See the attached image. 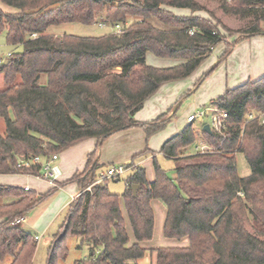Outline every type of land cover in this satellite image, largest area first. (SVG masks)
I'll list each match as a JSON object with an SVG mask.
<instances>
[{
    "label": "trees",
    "instance_id": "1",
    "mask_svg": "<svg viewBox=\"0 0 264 264\" xmlns=\"http://www.w3.org/2000/svg\"><path fill=\"white\" fill-rule=\"evenodd\" d=\"M221 1L224 13L242 18L255 15L264 22V0ZM0 3L12 10L0 9V34L5 32L7 44L22 47L0 62L4 85L0 90L4 123L0 175L37 177L40 165L18 167L21 159L59 156L82 141L95 140L83 171L66 182H54L45 194L0 185V199L6 201L0 204V260L10 257L9 264H32L37 237L12 223L57 189L75 183L80 190L92 187L69 203L47 264L66 257L69 237L88 247L86 259L74 264H138L146 252L138 242L153 235L150 202L154 199L163 202L167 211L164 237L189 242L187 247L155 249V264H264V76L211 101L208 107L227 114L222 135L212 130L205 133L203 126L196 129L190 123L166 140L158 154L145 148L135 156L140 160L152 155V182L146 180L143 167L131 162L125 165L129 173L121 195L109 192L108 180L96 183L105 168L97 157L106 139L133 127L142 129L146 139L160 132L171 116L139 122L135 114L144 102L161 85L189 78L219 44L225 45L224 57L230 51L233 44L225 43L209 22L194 15L203 11L194 0ZM172 8L188 9L192 15L177 16ZM102 14L103 24L120 25L121 32L95 38L45 35L53 25H93ZM242 35L241 39L264 37V30L257 22ZM146 53L183 63L154 68L147 65ZM199 141L213 151L187 154ZM238 153L249 165L246 177L237 173ZM158 156L171 162L172 177L159 165ZM133 185L138 186L135 194ZM120 198L132 229V245Z\"/></svg>",
    "mask_w": 264,
    "mask_h": 264
},
{
    "label": "crops",
    "instance_id": "2",
    "mask_svg": "<svg viewBox=\"0 0 264 264\" xmlns=\"http://www.w3.org/2000/svg\"><path fill=\"white\" fill-rule=\"evenodd\" d=\"M169 10L177 16L187 17L192 15V12L188 9L184 10L172 8ZM224 51L225 45L220 44L214 48L210 56L195 70L196 79L194 77V81L196 80V83L206 72L211 71V73L205 77L199 86H197V89L195 88V94L192 97L193 101L189 104V108H185L178 116H176V112L179 111V106L174 105L177 104V100H179L185 91H187L189 84L187 85L181 80L161 85L157 93L144 102L145 104L143 108L135 114V119L141 123L151 122L159 117V115L166 114V117L171 116V121L162 130H160V132L152 135L148 139H146V134L143 133L142 129L136 127L113 133V135L106 139L100 147L97 157L98 163L105 167L106 165L114 164L128 165L132 162L133 165L143 167L145 169L146 180L152 182L154 179L152 155L136 161L133 160L135 156L144 152L145 148H148V150L153 152V154H158L161 145L166 140L175 136V134L179 133L188 125L187 116H190L189 111L197 107L208 108L212 100L220 97L227 90L236 89V87H239L242 84L257 80L264 76V37L254 36L237 40L233 43L230 51L225 57L223 56ZM147 54L148 53H146V55ZM159 59L160 61H156V63L153 62L154 66H149L154 68H168L173 67V65L183 63L182 60L176 58L168 61H165V58ZM162 59L164 60L162 61ZM1 60L3 59L0 58V62ZM190 76H192V74ZM191 83L192 81L190 84ZM202 126L203 125L198 127L194 125L196 129H199ZM94 147L95 140L88 139L59 154L57 166L61 170L60 182H66L75 173L83 171L87 156L93 152ZM192 152H195V150ZM160 159L171 165L170 161L158 156V162H160ZM31 178L36 179L37 177L13 174L0 175V185H11L19 188L28 187L29 190L34 191L37 194L40 192V185L34 180H31ZM47 184L51 187L54 185L53 183ZM67 186L70 187L69 195H71V197L76 195L80 190L78 185L75 183H69L64 187ZM122 193L118 195H121ZM71 201L72 199L70 198V200H68V202L64 205L65 207H63L67 209ZM3 203L5 202L0 199V204ZM150 206L152 212L154 213L153 235L150 240L138 242V244L141 248L146 250L142 259H144L145 262H151L154 260L155 264V249L163 247H187L189 242H187L186 238L177 241L164 237L163 223L167 212L165 206L163 202L157 199L152 200L150 202ZM120 211L125 222L129 244L132 245V243H134L133 233L132 229L129 227L127 214L124 211L123 201L121 198ZM28 221L29 219L25 217L24 221L17 226L22 229L21 225L28 223ZM38 238L39 237H37V242ZM79 245L81 249L85 248L88 251L87 245ZM86 257L87 255H85L82 259H86Z\"/></svg>",
    "mask_w": 264,
    "mask_h": 264
},
{
    "label": "rangeland",
    "instance_id": "3",
    "mask_svg": "<svg viewBox=\"0 0 264 264\" xmlns=\"http://www.w3.org/2000/svg\"><path fill=\"white\" fill-rule=\"evenodd\" d=\"M203 11H198L195 15L199 16L201 19H205L209 24H211L218 33L221 34L224 42L231 45L235 41L240 40L243 35V31H246L248 28L254 26L259 23L260 27L264 30V22L258 21L257 16L249 15L247 18H242L239 15H231L224 13L221 8V0H194ZM0 9L4 11H12L7 6L0 3ZM100 18L98 22L93 25H84L81 23H64L61 25H53L49 26L45 35H52L54 37H64V35H71L75 37H89L95 38L99 36H103L105 34H109L113 31V27H109L106 23L103 25V14L98 15ZM159 28H163L162 25L156 24ZM220 45V44H219ZM222 47V46H221ZM22 50L21 45L14 46L9 45L5 42V32L0 34V58L5 59L8 54L18 53ZM147 65H153L156 61H160V59L153 57L151 54H147L146 56ZM164 59H162L163 61ZM170 59H166L168 61ZM196 71L186 80H182L183 83L189 84V88L187 91L177 100V104L174 106H179V111L176 112V116L184 110L185 108H189V104L193 101V95L195 94L194 90L197 86L196 80L194 81V77L196 79ZM3 76L0 75V90L3 89L4 85L2 82ZM194 84H190V82ZM174 108V107H173ZM190 114L198 115L200 112L204 113L205 116L200 122V119H197L193 122L195 126H201L209 124L212 119V112L207 110V108H194L189 111ZM188 117V116H187ZM195 128V127H194ZM4 133V123L0 119V134ZM193 150V147L188 149L187 154H190ZM136 161V159H134ZM235 163H237V173L241 177H246L250 173L249 165L246 163L244 156L241 153H238L235 156ZM126 164H114V165H106L103 169V172H106L109 168L114 166H125ZM159 165H162L169 174V176H173L172 173V165L167 163L164 160L160 159ZM128 171H126L122 176L119 177V180L113 181L108 180L107 187L110 193L112 194H120L125 189V179L128 175ZM42 175V173H41ZM37 184L40 185V194L47 193L52 187L48 185L47 180L43 179L41 176H38L36 179L31 178ZM70 187L59 188L54 191L46 200L40 202L36 207L31 209L30 211L24 214V218L27 217L29 219L28 223H24L21 225L22 229L26 231H30V233L34 236L39 237L38 242L36 244L37 248L32 257V264H47L48 263V253L51 247V242L53 237L59 231V227L61 226L64 218L66 217V208H64L65 204L70 200L71 195H69ZM75 194V193H73ZM6 202V201H4ZM8 202V201H7ZM64 206V207H63ZM62 207V208H61ZM251 231V228L248 227ZM80 241L78 238L69 237L66 240L65 245L67 246V255L63 260H57L56 264H74L77 260H81L85 255H88V251L85 248H80ZM10 257L5 258L4 260H0V264H9ZM138 264H154V260L151 262H145L144 259L138 261Z\"/></svg>",
    "mask_w": 264,
    "mask_h": 264
},
{
    "label": "built area",
    "instance_id": "4",
    "mask_svg": "<svg viewBox=\"0 0 264 264\" xmlns=\"http://www.w3.org/2000/svg\"><path fill=\"white\" fill-rule=\"evenodd\" d=\"M229 1V0H228ZM100 25V26H104ZM113 31L116 33H120L121 32V27L120 25H115L113 28ZM192 33V31H191ZM33 37H35V34L33 35ZM207 110L212 112V119L210 121L209 128L210 130H212L213 132L217 133V134H223V129H224V125L225 122L227 120V114L224 110H217L214 107H208ZM205 116L204 113L200 112L198 115H194V114H190V116L187 117V123H193L195 122L197 119H203ZM253 116H250V119H252ZM261 122L264 123V119H261ZM193 149L195 150V152L198 153H207V152H211L213 151L212 148H210L209 146H207V144H205L203 141H199L194 147ZM57 160H58V156L57 155H52L49 158H45V157H41V156H36L33 157L30 160H24L21 159V161L18 163V167L22 166H29L30 164H39L41 171L40 174L37 175L41 176L43 179L47 180L49 183H54L56 181H59L61 178V170L60 168H58L57 166ZM127 171L125 166H114L112 168H109L106 172H100L96 183H99L101 181H105V180H112L114 178H119L120 176H122L125 172ZM42 173V175H41ZM92 185H88L86 186L83 190H79V192L74 195L73 197H71L72 200L76 199L78 196H80L81 194H83L85 191H90L91 190ZM25 190H29L28 187H24ZM22 221H24V218L22 216V218L16 219L12 225L13 226H17L20 223H22ZM85 260V259H84Z\"/></svg>",
    "mask_w": 264,
    "mask_h": 264
},
{
    "label": "water",
    "instance_id": "5",
    "mask_svg": "<svg viewBox=\"0 0 264 264\" xmlns=\"http://www.w3.org/2000/svg\"><path fill=\"white\" fill-rule=\"evenodd\" d=\"M201 121H202V119H200V122H201ZM202 130H203L205 133H206V132H210L209 125H208V124L203 125ZM137 188H138L137 185H133V186H132V190H133V193H134V194H135Z\"/></svg>",
    "mask_w": 264,
    "mask_h": 264
}]
</instances>
